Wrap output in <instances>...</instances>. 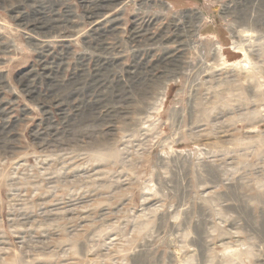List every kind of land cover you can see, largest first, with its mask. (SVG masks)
<instances>
[{
  "label": "rangeland",
  "instance_id": "obj_1",
  "mask_svg": "<svg viewBox=\"0 0 264 264\" xmlns=\"http://www.w3.org/2000/svg\"><path fill=\"white\" fill-rule=\"evenodd\" d=\"M94 1L0 0V264H264V0Z\"/></svg>",
  "mask_w": 264,
  "mask_h": 264
},
{
  "label": "bare ground",
  "instance_id": "obj_2",
  "mask_svg": "<svg viewBox=\"0 0 264 264\" xmlns=\"http://www.w3.org/2000/svg\"><path fill=\"white\" fill-rule=\"evenodd\" d=\"M128 2V0H122V1H119L117 3V5L121 4L122 2ZM84 3H86V9H88V11L86 12V15L89 19H92V21L95 23V24H98L100 22V20L102 19H99V15L100 13H98L99 11L96 10V8L99 6V2H96L94 0H83ZM163 6H165L166 8V4H162ZM197 12V11H196ZM98 13V14H97ZM199 13V12H198ZM97 14V15H96ZM195 15V14H194ZM200 15V14H198ZM246 15V14H245ZM201 16V15H200ZM198 18L199 16H196L195 15V18ZM114 19V18H113ZM112 20V19H110ZM247 20V21H246ZM244 20V21H239V23H235L233 22L230 26H229V31L231 32V38H232V48L234 50H236L237 52H240L242 54V58L241 59H238V60H235L233 62H228V60L224 58V53H221V45L218 43V42H215V46L214 48H211L212 49V53H213V63L216 67L218 68H224V67H234V68H240V67H245L246 66V61H248L249 57H248V50L246 48V44H245V39L243 38L244 36H250L252 35L251 33H253V31L255 30V24L257 22V24L260 23H263V21L253 17V16H248L247 19ZM197 21V20H196ZM236 21V20H235ZM148 23V22H147ZM196 23V22H195ZM193 23V35L197 34V24ZM51 25V24H50ZM63 25V24H62ZM61 25V27H62ZM261 25V24H260ZM39 28V27H38ZM47 29L50 30L49 32V35L51 34H56L57 36H63V35H60L59 33H55V27L53 26H47ZM62 31L61 33L63 34V32L65 33L67 31V26L64 28H60ZM148 29V28H147ZM140 28L138 29H135L134 30V35L133 36H136V34L138 32H140ZM39 31H41L39 29ZM41 32H44V33H48V30H44V31H41ZM191 35V34H190ZM65 36V35H64ZM151 37V36H150ZM149 37V38H150ZM135 38V37H134ZM238 38H241V39H238ZM148 39V38H147ZM151 39V38H150ZM149 40V39H148ZM152 42V41H151ZM153 43V42H152ZM150 44V43H149ZM190 46L191 47H197L198 44L196 43H192L190 42ZM150 47V46H149ZM153 47V46H152ZM195 49V48H193ZM201 56V55H200ZM213 66V67H215ZM159 80V79H158Z\"/></svg>",
  "mask_w": 264,
  "mask_h": 264
},
{
  "label": "trees",
  "instance_id": "obj_3",
  "mask_svg": "<svg viewBox=\"0 0 264 264\" xmlns=\"http://www.w3.org/2000/svg\"><path fill=\"white\" fill-rule=\"evenodd\" d=\"M181 2H183V1H181Z\"/></svg>",
  "mask_w": 264,
  "mask_h": 264
}]
</instances>
